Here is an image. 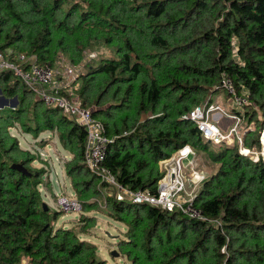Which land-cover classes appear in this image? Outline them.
Wrapping results in <instances>:
<instances>
[{
	"label": "trees",
	"instance_id": "trees-1",
	"mask_svg": "<svg viewBox=\"0 0 264 264\" xmlns=\"http://www.w3.org/2000/svg\"><path fill=\"white\" fill-rule=\"evenodd\" d=\"M8 50L42 65L59 54L84 64L75 92L104 125L102 165L121 186L157 195L160 162L187 145L214 169L194 200L204 220L118 200L85 165V128L0 70V96L13 99L0 108V264H107L85 237L95 213L127 226L118 246L131 264H264V159L206 141L186 117L229 78L252 101L244 122L256 131L244 142L260 146L264 0H0V51ZM17 125L35 138L56 132L70 153L66 171L83 208L71 227L56 226L63 212L45 210V170L12 133ZM98 185L111 190L104 208L91 202Z\"/></svg>",
	"mask_w": 264,
	"mask_h": 264
},
{
	"label": "built area",
	"instance_id": "built-area-1",
	"mask_svg": "<svg viewBox=\"0 0 264 264\" xmlns=\"http://www.w3.org/2000/svg\"><path fill=\"white\" fill-rule=\"evenodd\" d=\"M94 56L95 54H90V57ZM55 62L53 65H42L33 62L32 58L25 54H16L12 50L0 51L1 71L13 72L27 88L44 101L46 106L59 107L63 113L73 117L80 126L85 128L87 131L84 151L85 165L91 172L100 176L103 183L116 188L118 200H128L133 204H148L168 211H180L189 218L204 220L202 212L194 204L197 192H189L182 180L181 163L186 159L194 162L197 158L193 148L189 145L184 146L175 152L173 157L160 162L161 167L164 164L165 173L159 181L157 195L142 190L132 191L121 186L115 176L102 165L109 143L104 125L93 117L91 110L80 101L75 92L79 87L78 77L82 67L69 65L63 54H59ZM55 65L59 69H56ZM221 87L229 95L232 103L230 110L235 111L234 113L225 112L220 106L207 101L191 110L186 117L196 124L206 141L215 145L222 143L233 145L237 140L238 143L240 142L238 149L241 154L247 155L255 161L260 158L264 159V143L262 141L264 129L259 135L260 151L256 150V145L247 147L242 142L245 134L252 128L250 124H253L252 122L245 126L244 122V112L252 105L250 94L244 90L239 92L229 78L223 79ZM222 117L229 120L226 126L221 122ZM239 129L242 132H239ZM234 136H236L235 140L232 139ZM186 148L189 149L188 152H184ZM190 168L191 172L195 170L194 178L197 180V184H201L206 176L200 174L194 164ZM57 206L59 211L65 214H81L83 210L82 203L76 197L71 198L66 195L58 197ZM23 264L27 263L24 261Z\"/></svg>",
	"mask_w": 264,
	"mask_h": 264
},
{
	"label": "rangeland",
	"instance_id": "rangeland-1",
	"mask_svg": "<svg viewBox=\"0 0 264 264\" xmlns=\"http://www.w3.org/2000/svg\"><path fill=\"white\" fill-rule=\"evenodd\" d=\"M87 54H95V52L89 51ZM87 57L88 56H85L84 58L85 62L88 61ZM64 58L69 65H75L67 57H65V55ZM32 60L34 59L32 58ZM83 65L84 64L79 63V66L77 67L81 68L83 67ZM54 67L56 69L58 68L57 65H55ZM72 95L75 96L74 94ZM208 98L211 101V104L220 106L225 112L228 111L230 106L232 105L229 95L224 90H219L211 94ZM12 101L13 99L8 100L0 96V108L6 106H13ZM245 126H248V124H246ZM250 127L252 128L248 130L249 133L256 131L255 123L250 124ZM239 132H242V130L239 129ZM12 133L18 137L20 144L23 148L31 149L32 151L38 154V162H35L34 165L38 168H44L45 170L43 185L41 187L43 201L45 204H47V206L49 205L52 213L58 212L59 208L57 206V199L59 196L66 195L71 198L76 197L74 188L72 186L71 178L68 176L66 171V162L71 156L70 153L67 152L61 146L56 132L46 131L39 135V137L35 138L23 132V130L20 129V126L17 125L16 128L12 129ZM263 133L262 135H264ZM235 138L236 136H234L232 139L235 140ZM242 142L246 146L243 140ZM239 143L237 140H235L233 145L235 144L239 146ZM255 148L257 151H260L261 149V147L259 146H256ZM188 150L189 149L187 148L185 152H188ZM194 152L198 154L195 150ZM171 157H173V155ZM192 162L193 160L186 159L184 162L181 163L183 172L182 180L184 181L189 192H198L202 183L199 185L197 184V180L194 178L195 170L191 172L190 167L194 164L197 171L200 174H203L204 177H207L208 174H211L213 172L214 166H212L208 160L202 158L199 154L193 164ZM163 167L164 164L162 165V167L160 166V169L165 173V169ZM97 189L100 190V197L92 198L91 202L96 201L99 203L101 208H104L106 197H108L107 195L111 193V190H109V188H104L101 185H98ZM95 214L96 216H98L97 226L96 228L90 231L89 236L85 237L89 239L92 243L97 245L99 250V257H102L104 260H106L107 264H131L130 261L126 258V256L123 255V253L119 250L118 246L119 239L123 235V232L126 231L127 226L123 223L108 218L102 213ZM79 217V213H63L62 216L58 219L56 226L71 227L72 225L78 222ZM116 250L118 251L119 255L117 257H114L113 252Z\"/></svg>",
	"mask_w": 264,
	"mask_h": 264
},
{
	"label": "water",
	"instance_id": "water-1",
	"mask_svg": "<svg viewBox=\"0 0 264 264\" xmlns=\"http://www.w3.org/2000/svg\"><path fill=\"white\" fill-rule=\"evenodd\" d=\"M14 167L17 168L18 170L22 171L23 173L27 174L26 169L22 165H15ZM44 208H45V210H47L46 204H45ZM116 237H118V236H116ZM113 255H114V257H117L119 255L118 251L117 250L114 251Z\"/></svg>",
	"mask_w": 264,
	"mask_h": 264
},
{
	"label": "crops",
	"instance_id": "crops-1",
	"mask_svg": "<svg viewBox=\"0 0 264 264\" xmlns=\"http://www.w3.org/2000/svg\"><path fill=\"white\" fill-rule=\"evenodd\" d=\"M226 112H230V109L228 110V111H226ZM218 116V115H217ZM221 122H222V124L224 125V126H226L228 123H229V120H227V118H225V117H222L221 118ZM187 149V148H186ZM186 149L184 150V152L186 151ZM127 230V229H126ZM124 233V232H123Z\"/></svg>",
	"mask_w": 264,
	"mask_h": 264
},
{
	"label": "bare ground",
	"instance_id": "bare-ground-1",
	"mask_svg": "<svg viewBox=\"0 0 264 264\" xmlns=\"http://www.w3.org/2000/svg\"><path fill=\"white\" fill-rule=\"evenodd\" d=\"M264 134V133H263ZM264 135H262V138H263Z\"/></svg>",
	"mask_w": 264,
	"mask_h": 264
}]
</instances>
